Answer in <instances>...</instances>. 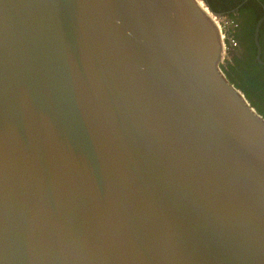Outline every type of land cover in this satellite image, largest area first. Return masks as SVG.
Returning <instances> with one entry per match:
<instances>
[{"label":"water","instance_id":"obj_1","mask_svg":"<svg viewBox=\"0 0 264 264\" xmlns=\"http://www.w3.org/2000/svg\"><path fill=\"white\" fill-rule=\"evenodd\" d=\"M221 18L0 0V264H264V117Z\"/></svg>","mask_w":264,"mask_h":264},{"label":"trees","instance_id":"obj_2","mask_svg":"<svg viewBox=\"0 0 264 264\" xmlns=\"http://www.w3.org/2000/svg\"><path fill=\"white\" fill-rule=\"evenodd\" d=\"M211 10L232 21L228 37L236 42L231 61L222 69L227 80L241 90L264 117V22L259 29L260 62L256 61L255 28L264 17V0H204Z\"/></svg>","mask_w":264,"mask_h":264},{"label":"rangeland","instance_id":"obj_3","mask_svg":"<svg viewBox=\"0 0 264 264\" xmlns=\"http://www.w3.org/2000/svg\"><path fill=\"white\" fill-rule=\"evenodd\" d=\"M218 21V24H219V27H220V30L222 32V35L224 36V39H225V44H226V39L228 38V33L229 31L231 30V24H232V21L230 18H227V17H223ZM227 54L224 55V60H223V64L222 65H225L227 63Z\"/></svg>","mask_w":264,"mask_h":264},{"label":"built area","instance_id":"obj_4","mask_svg":"<svg viewBox=\"0 0 264 264\" xmlns=\"http://www.w3.org/2000/svg\"><path fill=\"white\" fill-rule=\"evenodd\" d=\"M226 54H228L229 53V51L232 49V48H235L236 47V42H235V40L232 38V37H228L227 39H226ZM226 65V64H225ZM224 65V66H225Z\"/></svg>","mask_w":264,"mask_h":264},{"label":"flooded vegetation","instance_id":"obj_5","mask_svg":"<svg viewBox=\"0 0 264 264\" xmlns=\"http://www.w3.org/2000/svg\"><path fill=\"white\" fill-rule=\"evenodd\" d=\"M233 51H234V50H232V52H233ZM232 52H231V53H232ZM231 53H228V54H227V60H228V61H227L226 64H228V63L231 61ZM260 54H261V52H260ZM256 56H257V55H256ZM255 60H256V58H255ZM256 61H257V60H256ZM259 61H260V60H259ZM260 63H261V62H260ZM261 64L264 65V63H261Z\"/></svg>","mask_w":264,"mask_h":264}]
</instances>
